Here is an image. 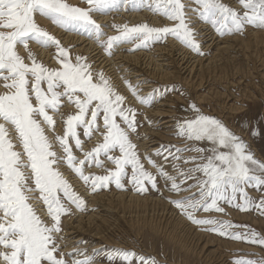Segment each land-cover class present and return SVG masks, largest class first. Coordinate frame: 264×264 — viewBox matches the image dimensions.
<instances>
[{
    "label": "snow or ice",
    "instance_id": "obj_1",
    "mask_svg": "<svg viewBox=\"0 0 264 264\" xmlns=\"http://www.w3.org/2000/svg\"><path fill=\"white\" fill-rule=\"evenodd\" d=\"M130 2L138 4L140 0ZM194 2L198 7L193 10L220 35L242 32L246 25L264 28V0H238L240 9L222 0ZM86 3L87 7H80L69 0H0V81L4 89L0 92V264H94L87 255L82 259H66V256H76L78 250L61 251L62 237L58 234L62 232V216L71 214L69 205L83 210L86 204L61 172L62 163L86 185L90 182L93 192L112 183L123 188L125 178L138 192L147 191L148 184L159 191V176L170 192L189 191L188 196L169 199L190 221L210 225L220 235L264 246V236L254 231L232 232V222L195 215L200 210L223 213L221 204L233 205L237 194L243 203H235L236 208L242 211L256 208L264 213V195L257 201L246 191L252 187L264 192V161L255 157L241 137L216 117L201 113L193 102L190 107L194 116L178 125L177 134L188 141L210 143V154L208 149L197 147L190 149L197 155L171 157L178 163H190L191 167L180 168L174 164L172 173L159 166L157 174L146 170L130 138V132L137 127V110L125 104V96L102 71L95 72L81 55L73 59L68 48L35 19L40 15L65 30H76L94 38L109 54L120 43L139 40L137 47H147L149 42L171 35L202 55L187 20L188 5L182 0H164L161 5L157 0L155 10L162 11L174 22L172 25L117 26L119 34L104 40L102 25L92 13L111 11L121 0H86ZM29 41L54 46L58 66L49 67L40 62ZM19 46H23L27 57L20 54ZM133 91L141 103L153 102L152 97ZM65 101L74 105V112L62 110ZM57 119L63 121V134L50 136ZM80 130L88 139L98 132L102 141L84 150ZM73 148L83 152L82 159L74 154ZM117 151L119 155H114ZM101 156L115 167L108 168L103 175L85 174L86 164L104 166ZM192 188L196 193L191 192ZM37 190L46 207V216L40 214L34 203L33 193ZM113 255L128 260L136 253L116 249L107 258L111 260ZM237 264H264V260H239Z\"/></svg>",
    "mask_w": 264,
    "mask_h": 264
},
{
    "label": "rangeland",
    "instance_id": "obj_2",
    "mask_svg": "<svg viewBox=\"0 0 264 264\" xmlns=\"http://www.w3.org/2000/svg\"><path fill=\"white\" fill-rule=\"evenodd\" d=\"M69 2L78 5L80 7L88 6L86 0H72V2L71 0H69ZM159 2L162 5L164 0H159ZM182 2L188 5V7L185 9V12L187 14V20L189 22L190 28L193 26V24H195V22L190 23L191 22L190 20L198 19L204 25H210V27L220 37L237 35L241 39L247 38L248 35L244 33V30L238 33H229L226 35H220L210 22L201 19L199 13L193 10L198 7V5L195 4L194 0H182ZM156 3L157 0H140V3L138 4H133L130 2V0H121L120 5L114 8L113 10L103 13L94 11L92 13V16L95 20H96V16L98 15L103 14L110 16L111 20L109 21V23H107L111 32V35L109 36H115L119 34V29L117 26L128 25L129 27H131L138 25V23L129 25L127 24V22L126 23L121 22V24H119L117 18H119V16H123L126 19L124 14L148 10L154 15L158 16L159 18L168 19L163 14L162 11L155 10ZM188 11H191L192 13H187ZM189 16H192L194 18H188ZM35 19L36 22L45 29L47 28L43 22V19H46L48 20V22L52 23L49 19L42 17L40 15H37ZM168 20L171 23H174L170 19ZM145 23L148 24L149 22H145ZM101 25L103 28V32L105 33L102 39L106 40L108 37V32H106L107 29H104L105 28L104 26H106V24H101ZM53 26L57 27L58 29L60 28V30H63V32L66 31L70 33H75L77 35H81L83 37L89 38L87 35L81 34L76 30H65L55 24H53ZM246 26L257 30L262 29L255 27L253 25H246ZM48 31L51 34H53L57 39H59L58 33H55L54 31H50V30ZM194 32H195V39L198 41L201 49V45L203 43L200 41V36H198L199 33L197 32V30H195ZM170 37L173 36L168 35L160 41L149 42L147 47L143 45L137 47V45L140 44L139 40L120 43L113 47L110 54L109 52L105 51V49L100 44H98L94 38H89V39L93 41L97 47L100 48L103 54H106L109 57H113L116 54L118 47L125 50L124 48H122V46L130 45L128 51H132V52H137L138 50H153L155 48V45H157L158 43H166ZM175 39L178 40L177 38ZM178 41L181 42L180 40ZM66 44L67 43H64L62 45L68 48L70 55L73 59L76 55H81L86 58L87 62L91 65L94 71L96 69L97 72H100L99 66L95 65V62H93V60L89 57L88 54L82 51L80 53L76 52V48L82 46L81 44H75V45H70V44L66 45ZM182 44L185 47L189 48L184 43ZM29 47L35 53L37 59L40 62H42L43 64L49 67H55L53 65L52 66L49 65L48 62L44 61V59L40 56L39 53L40 49H46L48 50V52H50L53 55L54 59L56 60L55 58L56 49L54 46L45 47V46H41L40 44L34 41H29ZM259 48H260L261 56H260V60L257 61L255 65L252 64L253 63L252 59L250 62L246 61L247 59L243 60L242 58L243 56H241L242 54H240L241 51H239L238 54L234 53L236 54L234 56L236 60L232 61L233 71L234 72L235 70L237 71L235 72V78L231 77L230 81L235 79L237 82H240L237 86L232 87L233 89L232 92L234 91L233 93L236 96H238V100H236L235 98H231V96H225V95L221 97L220 96L215 97L212 94V92H214L212 90H219L222 93H227V92L225 91L224 87H222L223 86L222 84L224 83L215 80V78H213L214 76H211V77H207V81L206 83H204V85L202 86L203 88L201 89H196V87L194 86H188L189 90H187L185 88L187 84L183 81V79L175 83L170 82L163 84L160 82H155L154 83L155 86L153 88H149L147 90V93L143 94L144 96L152 97L153 102L150 105L144 104L141 103L138 98H136L137 96L134 94L133 91L134 89L136 92L140 91L138 90L140 89V87L134 86V83L132 82L131 78L125 77V84L128 86L127 88H129L131 92L130 94H132L133 97H135L136 99V104L134 103L133 106H131L132 105L131 100H129L130 96L125 95L126 98L125 104L137 110L135 114L137 127L135 131L130 132V138L132 140V143L136 145V152L139 155L140 161L146 170L152 172L153 174H157L158 173L157 166L164 168L170 173L174 172V168H173L174 164H176L177 167L180 168L191 167L192 165L190 163L184 164L182 161L178 163L177 161H174L171 157L172 156L188 157V156L197 155L195 151L190 150L193 148L201 147L208 149L210 154V149L212 148V145L210 143L188 141L185 137L177 134L179 131L178 125L183 120L193 118L194 111L190 107L191 103L193 102L198 106L201 113L214 116L220 121H222L233 133L241 137L247 143L249 150L252 153H254L257 159L264 161V103L257 100V98L252 99L254 100L253 103L249 102L246 98H242L241 101L239 100L241 97V93H244L247 96L249 95L250 89L248 87V84H250L249 80L251 78H252L251 82L254 83L256 88L264 87L263 45H260ZM189 49L192 50L191 48ZM18 50L21 55L27 57V52L25 51L23 46H19ZM192 52L197 54L194 50H192ZM202 53H203L202 55L200 54L198 55L199 56L207 55V52H202ZM234 54H231L229 57L233 56ZM237 62H240L242 65H238ZM243 66L244 67L246 66L248 70L247 69L245 70ZM244 73H246L247 75L244 76L243 75ZM219 74L223 75V73H219ZM111 84L119 92V89L116 87V85H114V83L112 82ZM173 86L175 87V90H172ZM2 91H4V89L2 87V81H0V92ZM159 103L166 105V106L163 105L162 107H164V109L170 110V111H166L169 115L167 114L158 117L156 116L155 118H150L143 112V109H139L141 108L142 105L146 109H151L156 104ZM219 103H221V105H219ZM231 103L237 104L240 107L241 105H243V111L240 112L238 115H236V117H233L234 114L230 113L229 110L222 109L223 108L222 104L230 105ZM245 109L248 117H245L243 115ZM62 110L65 113H71L75 111V108L74 105H71L65 101ZM60 124H61L60 128L62 132H56L54 129V132L52 131L53 133L52 136L56 134H63L64 131L63 121L60 120ZM145 126L151 127L153 130H156L159 135L161 133L164 134L165 136H167V138L161 136L151 137V135L147 134V131L143 130ZM80 131H81V138L85 141L83 146L84 150H90L93 146H95L97 142L102 141V136L98 132L94 133L91 139H88L86 137H83L82 130ZM253 131H256L258 134L253 135ZM10 135H12L13 139L15 140L14 133L10 131ZM155 138L156 140H154ZM141 143L146 144L148 148L145 149L140 147ZM177 149H180L181 151L177 152ZM17 150H19V146L17 147ZM56 150L60 151L58 145H56ZM73 151L78 158L81 159L83 158L82 151L75 148H73ZM170 153L171 155H169ZM113 154L119 155V152L117 151ZM100 158L101 160L104 161V166L99 167L96 166L95 164H91V165L86 164L84 166L85 174L103 175L106 174V170L108 168L115 167L114 164H112L110 161L106 159V157L101 156ZM60 170L65 176V178L68 175L71 176L72 179L74 177L79 178V176L75 174L67 166L66 163L61 164ZM126 170L128 172V176L130 177L131 166L130 165L126 166ZM157 179H158V187L160 190L157 191L156 189L151 188V185L148 184L146 185L148 190L144 192L136 191L133 185L129 182L128 178L124 179L123 188H117L115 184L112 183L107 188H98L95 192L91 190L90 182L89 184L86 185L80 179L82 183L85 185V187L88 190H90L92 194L117 190L125 193L131 192L132 194L136 195L137 197L143 200L156 199V201H158L159 203H154V204L149 203V210L146 211L148 215L146 216L143 215V212H141L139 208L133 206L131 208V213L133 215L135 214V217L133 218L134 221L118 218L117 215H116L117 219L115 217L114 222H113V218H110V220H112L113 222L112 226L109 229L105 228L104 230V235L107 240L101 239L102 241H100L99 238H96L90 232H80L78 233L79 239L75 242H71L72 238L70 239V236H67L65 223L68 221L75 222L79 217L77 215L79 213L90 214L93 212L95 213V211L99 213L100 211H98L97 208H87V206H84V209L80 210V209H76L75 205H69L72 208V212L71 214H66L62 216V232L58 234L62 237V239H60L59 243L61 244L62 252L72 253L78 250V253L76 256H66V259L69 260L82 259L84 255H87L93 259L94 264H153V262L154 264H237V261L239 260H253L256 262L264 260V246L249 243L244 240L233 239L229 236L220 235L218 232L212 231L210 225H197L192 221H190L187 218V216L184 215L169 199V197H171L172 199H176L182 196H188L189 191H181L179 193L170 192L168 188L165 186L164 180L159 176H157ZM188 183H193V182L188 181ZM72 187L73 190L76 191L77 187L75 185ZM246 191L249 193L251 197L255 198L257 201L259 200L261 195H264V192H261L260 190L254 189L252 187H248ZM191 192L196 193V189L192 188ZM33 196L36 198L34 200L35 203V201L40 196L39 191L37 190L35 193H33ZM65 203L67 204L68 202L65 201ZM235 203H243V201L240 199L239 194H237V200L234 202V204ZM39 204L40 205H38V208L42 209L43 211L41 212H45L44 216H46V207L43 205L42 200H40ZM234 204L228 205L226 203H222L221 206L224 207L225 209L223 213L216 212L214 210L209 212H204L203 210H200L197 211L195 215L198 218H215L219 221L232 222L233 224V228L231 229L232 232L245 233V232L254 231L258 233L260 236H264V213H262L259 209L256 208L242 211L236 208ZM165 207L168 208L167 212L169 214L172 212V216L175 219L182 222L180 223L179 226H177L176 224H174L173 227L169 226L168 224L166 226L163 225L164 223L169 222L171 220V218H168L170 216L168 214L164 215L165 217L164 220L161 217L163 208L166 210ZM74 209H76L77 212H75ZM104 215L107 217V213H104ZM159 222L161 223V225L159 224ZM188 228L191 229L192 234H196L198 236L203 235V238H205L209 242L208 249L213 253H215V255H213L212 257H205L206 253L204 254V256L199 254L198 253L199 248L198 246H195V241L194 240L191 241L189 238H187L188 233L186 231L189 230ZM98 244L100 245V247L98 249H93V247H95ZM116 249L134 250L136 255L130 257L128 260H123L121 257L113 255V258L109 260L107 257L109 256V254H114ZM219 256L222 257L223 262L220 263L216 262L215 257H219ZM141 257H143V260H141Z\"/></svg>",
    "mask_w": 264,
    "mask_h": 264
},
{
    "label": "bare ground",
    "instance_id": "obj_3",
    "mask_svg": "<svg viewBox=\"0 0 264 264\" xmlns=\"http://www.w3.org/2000/svg\"><path fill=\"white\" fill-rule=\"evenodd\" d=\"M222 2L228 4L232 8H241L237 0H222ZM187 13L192 12L188 11ZM124 16L126 19L123 16H119V18H117L119 24H121V22H127L129 25L134 23L142 24L149 22L148 24L154 27H162L173 24L168 19L159 18L148 10L134 13L131 12L129 14H124ZM188 18L194 17L189 16ZM110 20L111 17L108 15L102 14L96 16L97 23L106 24L104 29H107L106 32H108V36L111 35L110 28L107 25ZM190 21V23L195 22L191 28L194 31L197 30L199 33L198 36H200V41L203 43L201 45V52H207L206 56H199L198 54H195L181 42L173 37H170L166 43H158L155 45L153 50H138L137 52H132L128 51L130 45H124L122 48L125 50L118 47L116 54L113 57H109L106 54H103L100 48L97 47L89 38L75 33L66 31L63 32L60 28L58 29L57 27H54L52 23L48 22V20L43 19V22L48 30L59 34V40L62 44H81L82 46L76 48V52L80 53L82 51L88 54L93 62H95V65L99 66V70L102 71L105 76L112 83H114V85H116L119 92L121 91L120 93L124 96H130L129 100H131V106H133L134 103L136 104V99L132 94H130L131 92L125 84V77L131 78L134 86L140 87V89H138L140 90L138 91L139 95L144 96L143 94H146L149 88H153L155 86V82L163 84L170 82L175 83L183 79V81L187 84L185 87L187 90H189L188 86H194L196 89H201L203 88L202 86L204 83H206L207 77L214 76L213 78H215V80L224 83L222 84V87H224L227 93H222L219 90H212L214 91L212 94L215 97H221L224 95L231 96V98L238 100V96L233 93L234 91L232 92V87L237 86L240 82H237L235 79L230 81L231 77L235 78V72L237 71H233L232 61L236 60L234 58L236 54L234 53L238 54V52L241 51L240 54H242L241 56H243V60L247 59L246 61L250 62L252 59V64L255 65V63L260 60V45H263L264 49V29L262 28L257 30L246 26L244 29V33L248 35L246 39H241L237 35L220 37L210 27V25H204L198 19H192ZM39 53L44 61L48 62L49 65L58 66V62L54 59L53 55L48 52V50L40 49ZM231 54L234 55L229 57ZM237 64L242 65L240 62H237ZM244 68L245 70H248L246 66ZM95 72H97L96 69ZM219 73H223V75ZM243 75L245 76L247 74L244 73ZM251 79L249 80L250 84H248L250 89L249 95L247 96L246 94L241 93L239 100L241 101L242 98H246L249 102L253 103L254 100L252 99L257 98V100L264 103V87L256 88L254 83L251 82ZM163 105L165 104L159 103L151 109H146L143 105L141 108H138L143 109V112L148 117L155 118L156 116L167 115L168 113L166 111H170L164 109V107H162ZM219 105H221V103H219ZM222 107L223 110L227 109L230 113H233V117H236V115L243 111V105L240 107L234 103H231L230 105L222 104ZM243 115L248 117L246 109ZM60 125V120L58 119L57 126L55 127L56 132H62ZM143 130L147 131V134L151 135V137L161 136L167 138V136L162 133L159 135L158 132L153 130L151 127L145 126ZM49 135H53L52 131H49ZM154 140H156V138ZM140 147L145 149L148 148V146L144 143H141ZM66 179L72 186L75 185L77 187L76 192L83 197L87 208H97L98 211H100L99 213L95 211V213L93 212L90 214L79 213L77 214L79 217L75 222L68 221L65 223L67 231L66 234L67 236H70V239L72 238L71 242H75L79 239L78 233L80 232H90L96 238H99L100 241H102L101 239L107 240L104 235V230L105 228L109 229L112 226L116 215L118 218L134 221L133 218L135 217V214L133 215L131 213V208L133 206L139 208V210L143 212V215L146 216L148 215L146 211L149 210V203H159L156 199L143 200L131 192L125 193L117 190L92 194L79 178L74 177L72 179V177L68 175ZM35 203H37V206L40 205V199L38 198ZM165 208L166 210L163 208L161 217L164 220V215L168 214L170 215L168 218H171V220L169 222L165 221L166 223L163 222V225L166 226L168 224L173 227L174 224H176L179 226L182 222L175 219L172 216V212L169 214L167 212L168 208ZM39 211L40 214L44 216L45 212H41L43 211L42 209H39ZM74 211L77 212L76 209H74ZM104 213H107V217ZM110 218H113V222ZM159 224L161 225L160 222ZM186 232L188 233L187 238L191 241L194 240L195 246H198L199 254L204 256L206 253L205 257H212L215 255V253L208 249L209 242L203 238V235L198 236L196 234H192L191 229ZM99 247L100 245L98 244L93 247V249H98ZM215 260L218 263L223 262V259L220 256L215 257Z\"/></svg>",
    "mask_w": 264,
    "mask_h": 264
}]
</instances>
